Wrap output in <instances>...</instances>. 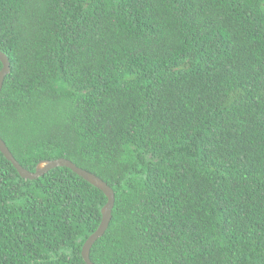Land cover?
<instances>
[{
  "label": "trees",
  "instance_id": "obj_1",
  "mask_svg": "<svg viewBox=\"0 0 264 264\" xmlns=\"http://www.w3.org/2000/svg\"><path fill=\"white\" fill-rule=\"evenodd\" d=\"M0 50L15 158L114 189L95 264H264V0H0ZM106 202L0 151V264H86Z\"/></svg>",
  "mask_w": 264,
  "mask_h": 264
},
{
  "label": "water",
  "instance_id": "obj_2",
  "mask_svg": "<svg viewBox=\"0 0 264 264\" xmlns=\"http://www.w3.org/2000/svg\"><path fill=\"white\" fill-rule=\"evenodd\" d=\"M0 61L2 63V68L0 70V94H1L5 77L11 71L9 58L7 54L2 50H0ZM0 151L3 153L6 159L9 160L15 166L18 173L23 178L36 179L44 175L47 171L53 168L64 166L72 169L75 173H77L85 180L90 182L92 185L101 189L104 192V194L107 197V202L102 207L101 210L102 212L101 224L98 227V229L87 239V241L84 243V246L82 248V256L86 264H95L90 257L91 248L93 244L96 242V240L105 233L112 219V210L115 205L114 189L106 181H104L96 174L82 167H79L73 161L63 157L52 160L51 159L42 160L37 164L35 171H31L20 164V162L15 158V156L7 146L6 142L1 138V136H0Z\"/></svg>",
  "mask_w": 264,
  "mask_h": 264
}]
</instances>
